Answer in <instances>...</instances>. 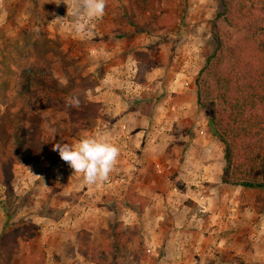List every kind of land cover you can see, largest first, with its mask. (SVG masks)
Wrapping results in <instances>:
<instances>
[{
    "label": "rangeland",
    "instance_id": "374dc122",
    "mask_svg": "<svg viewBox=\"0 0 264 264\" xmlns=\"http://www.w3.org/2000/svg\"><path fill=\"white\" fill-rule=\"evenodd\" d=\"M64 2L75 17L78 0H0V75L12 82L25 67L44 80L19 115L26 140L39 134L37 161L16 159L14 121L0 117L9 166L2 165L0 264H264L263 238L249 235L263 228L264 191L220 182L222 144L196 105L195 79L183 84L220 39L238 37L215 20L220 0H106L87 37L54 26ZM75 83L100 104L91 129L82 126L81 106H66ZM7 94L0 83V100ZM6 108L16 110L0 103V113ZM72 128L80 138L115 136L111 185L86 184L52 150L78 141ZM112 223L122 233L115 256L102 250L101 231ZM80 238L90 259L78 251Z\"/></svg>",
    "mask_w": 264,
    "mask_h": 264
},
{
    "label": "trees",
    "instance_id": "16d2710c",
    "mask_svg": "<svg viewBox=\"0 0 264 264\" xmlns=\"http://www.w3.org/2000/svg\"><path fill=\"white\" fill-rule=\"evenodd\" d=\"M220 2L221 10L215 14V20L221 21L238 37L230 44L220 39L204 58L195 76L196 105L207 117L208 131L223 147L224 165L220 182L264 191V0ZM117 10L130 19L129 12L120 7ZM165 26L166 22L159 25ZM43 81L25 67L14 74L12 82L0 75V83L10 89V94L1 96L5 100H0V103L16 108L15 112H9L6 108L0 117L14 121L13 137L15 144L21 148L15 154L18 161H37L41 155L39 134L32 141L26 140V123L19 115L30 110L35 91ZM79 85H72L70 96L79 98L82 126L91 129L96 125L95 115L100 104L79 95L76 90ZM69 134L77 140L80 138L78 130L73 128ZM0 135L2 142L8 135L1 124ZM7 161L5 150L0 149V202L5 195L8 179L2 165L8 169ZM115 226V223L109 224L107 229L101 231L104 236L102 250L111 256L121 249L119 238L122 233ZM77 247L80 254L89 258V249L81 238Z\"/></svg>",
    "mask_w": 264,
    "mask_h": 264
},
{
    "label": "clouds",
    "instance_id": "9594fccd",
    "mask_svg": "<svg viewBox=\"0 0 264 264\" xmlns=\"http://www.w3.org/2000/svg\"><path fill=\"white\" fill-rule=\"evenodd\" d=\"M78 5L73 31L87 37L88 22L103 17L106 0H78ZM65 103L71 108L80 106L77 96L67 97ZM52 150L89 185L107 181L120 155L119 147L103 132L83 136L75 143L55 142Z\"/></svg>",
    "mask_w": 264,
    "mask_h": 264
},
{
    "label": "crops",
    "instance_id": "0c3cea01",
    "mask_svg": "<svg viewBox=\"0 0 264 264\" xmlns=\"http://www.w3.org/2000/svg\"><path fill=\"white\" fill-rule=\"evenodd\" d=\"M53 1H57V0H53ZM72 2H71V5L73 4V3H75L74 2V0H71ZM61 2H63V1H61ZM62 5V6H61ZM71 5H70V7H71ZM74 5V4H73ZM60 6L62 7L61 9H63V8H65V10H60V13L59 14H56L57 16H56V19H58V21L57 22H55V23H53L54 24V26H57L58 27V25L60 26V28L62 29V28H64V29H67V28H72L73 29V24L75 23V17H71V18H69V17H67V13H69V12H67V11H69L68 10V7L69 6H67L66 4H65V2L64 3H62V4H60ZM54 17V16H53ZM69 18V19H68ZM73 20V21H72ZM52 21L53 20H51L48 24H46L47 26L49 25V27L51 28L52 27ZM89 24H90V21L88 22ZM71 30V29H70ZM133 64V63H132ZM134 71H137V67L135 68V70ZM125 72H127V71H125ZM108 75H109V73H108ZM106 76V78L104 79L105 80V82L108 84V83H112L113 81H114V79H113V76L112 75H110V76ZM118 76H120L121 78L124 76V74H118ZM195 79V77H194V75L192 76V78H191V76H188L187 77V80H184V82H183V84H184V86H185V84H186V82L189 84V80L191 79ZM117 80H119V78H117V79H115V81H117ZM121 80V79H120ZM119 80V81H120ZM188 84L186 85V86H188ZM122 126L124 127L125 125L124 124H122ZM206 128H207V123H206ZM203 130H205V128H203ZM108 136H109V134H108ZM110 139H113V140H111L113 143H115V144H117V141H115L114 139H115V136H114V138H110ZM109 185H111V184H109ZM106 193V192H105ZM262 221H263V223H264V219H262ZM230 222H233V220L232 221H230ZM232 234H234L235 235V232L234 231H232L231 232ZM228 235L229 236H231V234L230 233H228ZM252 238H254V239H259V238H263V239H261V241L262 242H260V244H259V246H260V248H261V250H260V253L264 256V224H263V228L261 229V230H258L257 232H256V234H253V232L252 231H250V234H249ZM223 238V237H222ZM223 240L225 241V238H223ZM230 255V254H229ZM228 255V256H229ZM246 255V254H245ZM250 256H251V254H250ZM53 259V258H52ZM235 262V261H234ZM232 262L231 261H229L228 262V264H231Z\"/></svg>",
    "mask_w": 264,
    "mask_h": 264
},
{
    "label": "built area",
    "instance_id": "2783aa9c",
    "mask_svg": "<svg viewBox=\"0 0 264 264\" xmlns=\"http://www.w3.org/2000/svg\"><path fill=\"white\" fill-rule=\"evenodd\" d=\"M191 65H192V67H195V64H194V63H192ZM190 76H191V78H192L193 75H190ZM187 84H188V83L186 82L185 85H187ZM105 182H106V184H111V180H110V179H108V180L105 181ZM105 191H106V190H104L103 192L105 193Z\"/></svg>",
    "mask_w": 264,
    "mask_h": 264
}]
</instances>
